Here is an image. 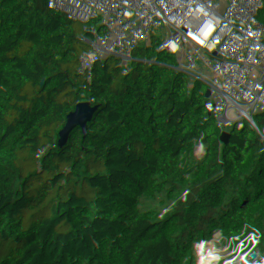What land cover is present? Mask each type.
<instances>
[{
  "label": "built area",
  "instance_id": "built-area-1",
  "mask_svg": "<svg viewBox=\"0 0 264 264\" xmlns=\"http://www.w3.org/2000/svg\"><path fill=\"white\" fill-rule=\"evenodd\" d=\"M25 1L35 3L45 30L16 46L0 22V104L9 137L43 154L40 168L50 178L38 200L45 210L51 213L55 195L69 186L80 188L89 203L94 181L116 162L120 179L140 187L138 200L168 215L166 239L181 261L209 253L219 264H264V63L197 77L185 46L177 80L156 68L134 86L146 117L113 67L86 58L68 24L72 5ZM163 1L170 13L166 34L184 45L173 0ZM99 16L113 32L111 12L102 9ZM172 83L196 111L184 133L167 127L166 113L148 98ZM226 114L259 138L242 174L226 172L218 147ZM222 243L230 250L219 257Z\"/></svg>",
  "mask_w": 264,
  "mask_h": 264
},
{
  "label": "trees",
  "instance_id": "trees-1",
  "mask_svg": "<svg viewBox=\"0 0 264 264\" xmlns=\"http://www.w3.org/2000/svg\"><path fill=\"white\" fill-rule=\"evenodd\" d=\"M222 126L218 147L227 157L225 170L242 174L258 152L259 138L230 114L222 116ZM41 164V152L9 137L0 104V264H20L36 234L51 228L58 238L47 264H181L166 239L168 215L138 200L140 187L120 179L121 165L113 162L110 173L96 178L89 203L80 188L69 186L55 195L48 213L38 200L42 183L50 178ZM216 250L222 257L230 248L222 243ZM29 264L44 263L36 256ZM192 264L219 263L205 253Z\"/></svg>",
  "mask_w": 264,
  "mask_h": 264
},
{
  "label": "crops",
  "instance_id": "crops-1",
  "mask_svg": "<svg viewBox=\"0 0 264 264\" xmlns=\"http://www.w3.org/2000/svg\"><path fill=\"white\" fill-rule=\"evenodd\" d=\"M59 6L72 5L68 24L86 58L93 64L113 67L119 81L129 83L130 100L136 109L149 117L145 104L134 87L149 79L156 68L166 69L179 78L184 70L182 54L185 44L166 34L170 17L163 0H56ZM112 14L114 31L102 23L99 11ZM0 22L8 39L16 46L30 36L42 33L45 24L35 3L9 0L0 5ZM148 98L165 112L167 127L185 132L195 116V109L173 83L158 97Z\"/></svg>",
  "mask_w": 264,
  "mask_h": 264
},
{
  "label": "water",
  "instance_id": "water-1",
  "mask_svg": "<svg viewBox=\"0 0 264 264\" xmlns=\"http://www.w3.org/2000/svg\"><path fill=\"white\" fill-rule=\"evenodd\" d=\"M192 55L197 77L264 63V0H173ZM171 224L166 220L165 226ZM40 231L26 248L20 264L40 256L47 264L48 252L57 239ZM181 264H192L182 261Z\"/></svg>",
  "mask_w": 264,
  "mask_h": 264
},
{
  "label": "rangeland",
  "instance_id": "rangeland-1",
  "mask_svg": "<svg viewBox=\"0 0 264 264\" xmlns=\"http://www.w3.org/2000/svg\"><path fill=\"white\" fill-rule=\"evenodd\" d=\"M179 132H181V133H183V131L181 130V131H179ZM121 162V161H120ZM120 164V163H119ZM109 171V170H108ZM108 171H106V172H108ZM109 173H110V171H109Z\"/></svg>",
  "mask_w": 264,
  "mask_h": 264
}]
</instances>
